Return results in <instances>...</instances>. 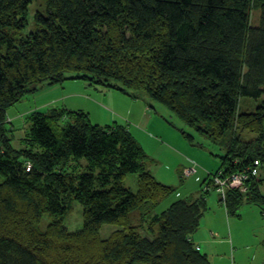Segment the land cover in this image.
<instances>
[{"label": "trees", "instance_id": "16d2710c", "mask_svg": "<svg viewBox=\"0 0 264 264\" xmlns=\"http://www.w3.org/2000/svg\"><path fill=\"white\" fill-rule=\"evenodd\" d=\"M33 1L0 0V264H212L192 241L209 209L207 183L157 212L175 188L151 173L153 159L126 126L94 124L82 110L35 111L28 146L15 150L3 124L27 85L84 72L72 78L144 91L214 139L233 131L218 171L256 159L262 167L264 100L252 112L239 105L264 96V0H44L46 13L22 37ZM244 131L257 137L236 146ZM129 173L138 174L136 193L124 186ZM73 200L83 208L78 231L64 221ZM220 200L229 214L244 202L264 213V178ZM45 213L52 221L39 230ZM105 224L118 226L107 238Z\"/></svg>", "mask_w": 264, "mask_h": 264}, {"label": "rangeland", "instance_id": "374dc122", "mask_svg": "<svg viewBox=\"0 0 264 264\" xmlns=\"http://www.w3.org/2000/svg\"><path fill=\"white\" fill-rule=\"evenodd\" d=\"M37 12L46 13L44 0H34L29 5L26 12L27 25L22 29V37L35 29ZM260 18V10H253L251 24L259 26ZM79 74L82 75L84 72ZM79 74L75 71H66L65 77L70 79L57 83L44 80L27 85V92L22 99L8 108L7 121L3 124L4 132L10 137L11 146L15 150H21L28 146L25 138L29 128L28 119L33 112H49L55 108L70 110L69 106L72 105L77 106L75 107L76 110L83 108L86 113L91 112L89 117L94 124L110 125L117 123L130 130L146 153L153 159L149 162L151 173L154 176L157 174L166 182L165 184L175 188V191L157 207V212L164 211L179 199L197 198L202 193L204 184L212 185L211 175H208V172H216L224 166V157L234 145V141H232L234 138L233 131L227 132L219 139H214L198 132L194 127L186 125L171 109L152 99L144 91L127 89L126 92H123L94 83L93 80L72 78ZM110 82L114 83L113 80ZM74 91L76 93L92 92L94 97H62L64 94ZM100 91H103L104 94ZM263 100L264 96L258 99L242 97L239 110L252 112ZM145 106H149L152 113H148L141 124L139 120L142 115V108L144 109ZM255 137H257L255 134L244 131L242 139L239 136L238 141L235 142L236 146L242 145V141L255 140ZM80 161L83 164L86 162L85 159ZM181 164L185 165V169L196 165L198 173L191 176L183 175L180 171ZM261 176L264 177V165L261 167ZM3 179L4 177L0 175V183ZM123 183L126 188L136 193L139 189L138 174H127ZM208 196H210V200L216 201L217 207H221L227 215V207L222 203L215 190H211ZM218 213L221 214V211ZM139 216V210L133 211L130 214L132 223L139 224ZM234 216L230 213L228 217L233 218ZM236 217L239 216L236 215ZM252 217V213L246 214L243 220L244 224L241 223L243 226L232 242L234 247H231V243L228 245L227 252L230 250L232 253L228 256L224 253L212 257L214 264H264V232L261 238L253 233L250 224ZM51 221L52 218L48 213L43 214L37 226L38 229L46 230ZM64 221L71 231L82 229L83 208L79 202L72 201L71 210L65 214ZM117 228V225L105 224L101 231L102 237L107 238ZM231 228L232 226L230 230H232ZM222 247V250H226L225 246Z\"/></svg>", "mask_w": 264, "mask_h": 264}, {"label": "crops", "instance_id": "0c3cea01", "mask_svg": "<svg viewBox=\"0 0 264 264\" xmlns=\"http://www.w3.org/2000/svg\"><path fill=\"white\" fill-rule=\"evenodd\" d=\"M100 92H103V91H100ZM93 94L94 93H92V92L76 93L74 91V92H70L68 94H64L62 97H78V96L91 97V96H93ZM103 94H104V92H103ZM72 102L74 103V101H72ZM74 105H76V104L74 103ZM75 107H77V106L70 105L69 109L70 110H76L77 108H75ZM81 107H84V106H81ZM79 110L84 111L83 108H79ZM90 113L91 112H89L88 114H90ZM148 113H150V114L152 113V111L149 109V106H145L144 109L142 108V112H141L142 115H141L140 120H139L141 122V124L143 123V120L146 118ZM180 167H181V169H183L185 167V165L181 164ZM219 169H222V168L220 167ZM217 171L216 172H208V175L212 176L215 173H217ZM155 176L160 181L166 183L164 180L159 178L157 174H155ZM261 178H264V177L261 176ZM204 181H205V179H204ZM205 186H210L209 191L214 190V188H212L213 186L211 184L208 185V183H207L206 185H204V187ZM215 192H216V190H215ZM209 197L210 196H208V198H207L209 209H208L207 213L205 214L204 218L201 220V226L193 234L192 241L195 243V245L198 247V249L201 252L204 249V252H202V253L206 254L209 257V259L211 260L212 264H214L212 257H216L218 254L221 255L224 253H226V256H228L229 254L232 253V251H230V250H229V252H227L228 251V245L231 243V247H234V244H232V242H233V240H235L236 235L240 232V230L243 226V225H241V223L244 224L243 220H244L247 213L248 214L252 213V215H253L252 219L250 220V224L252 225L253 233H256V236L261 238V235L264 232V213H263L262 207L260 205H258L256 203L244 202L236 214L239 217H236V215H235L233 218H231V217H228L229 216L228 210H226L227 215H228L227 216L226 213L221 209V207H217L216 201H213V199L210 200ZM244 204H245V206H244ZM219 211H221V214L218 213ZM231 226H232V228H231L232 230H230ZM217 235H219V236L217 237ZM222 246H225L226 250H222L223 249Z\"/></svg>", "mask_w": 264, "mask_h": 264}, {"label": "built area", "instance_id": "2783aa9c", "mask_svg": "<svg viewBox=\"0 0 264 264\" xmlns=\"http://www.w3.org/2000/svg\"><path fill=\"white\" fill-rule=\"evenodd\" d=\"M197 171V166L192 165L189 168L183 169V175L191 176ZM260 174L261 161L259 159H256L252 162V164L239 171L230 173H227L225 170L218 171L211 176V182L213 188H215L221 199L225 201L227 198V192L229 190H237L241 193H247L249 190V180L259 177ZM206 189H210V186H207Z\"/></svg>", "mask_w": 264, "mask_h": 264}]
</instances>
